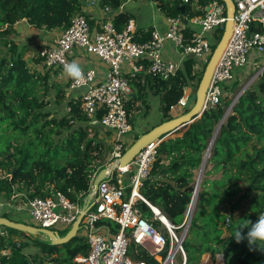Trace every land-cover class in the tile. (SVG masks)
Here are the masks:
<instances>
[{
    "label": "trees",
    "instance_id": "1",
    "mask_svg": "<svg viewBox=\"0 0 264 264\" xmlns=\"http://www.w3.org/2000/svg\"><path fill=\"white\" fill-rule=\"evenodd\" d=\"M127 1L99 0L98 3L100 8L110 7L115 13L114 24L119 32L134 19L132 14L121 11ZM154 1L167 18L181 16L184 21L204 16L210 5V0ZM90 2L0 0V195L10 204L19 200L27 204L29 200L48 198L60 192L72 202L79 201L83 205L92 182L109 165L114 141L113 145L107 144L105 137L114 136V132L101 125L105 112L100 110L93 120L89 119L82 109L81 98L69 99L66 89L62 88L56 89L54 101L58 106L65 104L66 113L59 117L51 112L48 109L52 88L50 72L42 74L34 70L31 63L40 64L41 60L36 57L27 60V46L10 38L16 33V25L24 22L37 31L65 30L77 14L85 16L93 28L96 19L85 10ZM252 29L263 30L257 24ZM151 32L152 27L135 33L136 42L149 41ZM193 32L189 26L183 29L188 40ZM223 33L224 29L213 32V49ZM192 59L189 57L184 69L167 81L149 73L139 74L129 81L133 93L125 105L133 126L129 135L133 142L141 134L135 127V115L142 110L147 116L151 110L149 92L160 99L162 120L158 125L178 117L173 116V108L186 88L197 90L207 64L193 70ZM241 87L240 80L225 86L217 107L205 110L201 118L179 136L157 146L152 170L140 189L141 195L175 227V232L181 233L180 226L196 190L198 172L217 134L182 242L186 264H200L206 254H210L214 262L218 255L223 256L224 264H264V251H249L246 240L237 244L231 236L246 220L255 223L264 213V70L255 84L234 102ZM185 112L184 109L183 114ZM130 145H124L125 151ZM241 196L249 200L241 215L233 216L221 209ZM137 207L165 236L167 244L162 252L165 258L170 249L166 227L155 219L144 202H138ZM0 217L24 223L9 212L0 213ZM98 226L108 227L115 234L119 231V226L110 220H101ZM70 230L59 234L64 237ZM247 231L244 229L245 233ZM33 248L35 252H31ZM4 251L8 254H3ZM88 253L89 244L81 234L68 243L52 245L43 234L34 236L0 227V264H77L75 258ZM128 253L133 260L160 264L135 244L129 246ZM181 262L179 258L178 263Z\"/></svg>",
    "mask_w": 264,
    "mask_h": 264
},
{
    "label": "built area",
    "instance_id": "2",
    "mask_svg": "<svg viewBox=\"0 0 264 264\" xmlns=\"http://www.w3.org/2000/svg\"><path fill=\"white\" fill-rule=\"evenodd\" d=\"M184 2L187 3L188 0ZM89 5H95V1ZM207 8L209 11L204 16L186 20V27L189 26L194 31L191 39L188 40L183 33L185 21L178 16L167 18V29L152 30L150 40L143 43L136 42L134 24L131 21L125 30L117 31L110 7L101 8L105 19L97 28H91L86 17L77 14L67 29L62 30L53 40L43 43L34 56L41 60V67L60 73L66 79L67 92L74 93L72 99L81 98L82 109L89 119L93 120L103 110L105 114L101 125L115 135L106 177L97 187L94 186L96 178L94 179L83 205L79 201L72 202L60 192L48 198L29 200L26 205L29 219L37 227L53 231H56L54 228H61V231L71 228L83 216L78 234L86 238L89 253L87 256L78 255L74 260L77 264H146L129 256L131 244L141 247L160 264H179L178 258H181V264H186L182 242L187 235L195 205L193 199L186 219L180 226L182 231L177 234L175 227L160 210L140 193L152 170L159 143L156 146H153L154 143L148 145L128 166L121 168L118 164L125 152L124 145L128 143V136L133 131L125 105L133 93L129 81L142 73L167 81L184 69L189 57L207 63L213 54L215 41L211 42L208 34L224 29L228 20L223 0H210ZM254 24L262 26L263 30H253ZM76 53L101 61L107 67L105 77L99 80L95 69L83 67L86 84H76L67 77L63 66L66 62L74 61ZM263 56L264 0H236L232 37L214 71L206 95L205 110L217 107L224 87L239 81L246 68L255 66L256 61ZM263 70L264 67L259 75ZM241 93L242 91L234 102ZM192 94V90L186 88L175 108L185 109ZM89 195L90 202L85 210ZM138 202H144L153 211L155 219L168 231L170 249L165 258L162 257V252L167 240L137 207ZM101 220L116 223L119 231L115 234L108 227L98 226ZM3 254L8 252L4 251Z\"/></svg>",
    "mask_w": 264,
    "mask_h": 264
},
{
    "label": "rangeland",
    "instance_id": "3",
    "mask_svg": "<svg viewBox=\"0 0 264 264\" xmlns=\"http://www.w3.org/2000/svg\"><path fill=\"white\" fill-rule=\"evenodd\" d=\"M89 1H91V2L95 1L96 7L93 6L92 9H88L91 6L89 4H86L87 9H88L86 12L93 14L94 17H99V14H96L97 11H99L97 9L99 7V5H98L99 0H89ZM155 7L156 6H155L154 0H130V2L128 4H126L124 10L129 12V13L134 14L135 20L137 21L138 25L151 26L158 15H159L160 19L164 18V16L159 11H157V9ZM27 26L28 25L25 22L18 25L16 27V33L13 34L10 38L19 42V38L22 37L25 42H28L25 46H27V48H29V46H32V44H30L32 39L41 38L44 40L45 38L48 37L47 35H44V33L41 34V33L37 32L36 29H32V28H29ZM208 38L211 42L214 41L212 33L208 34ZM33 46H38V43H34ZM38 48H40V47H37V49H35V51L33 50V55L30 54V56H31V57H29L30 60H32V58H33L32 56H36V54H37L36 52L38 51ZM174 59L176 61H178L177 57H174ZM205 63L206 62L204 60H201V59H192V68H193V70H200V69H202V67L204 66ZM31 66L34 70H36L42 74H44L45 72H50L49 82L52 84V88L50 89V94H49V99H50L51 103H50V106L48 109L51 112L58 115L59 117L63 116L66 113L65 104L58 106V105H56L54 100H55L57 88L66 89V91H67L66 79L60 73H57L55 71L49 70V69L44 68V67H41V65H39V64L31 63ZM263 67H264V56H263V58H260L259 60L256 61L255 66L246 68L245 73H243V76L240 79V81L242 82V87L240 88V91H242L243 89H248L250 86L255 84V82L257 81V77L259 75V72L262 70ZM189 89L192 90L193 93L196 92L195 88H193V87H190ZM73 96H74V93H72L70 91L67 92V97L69 99H72ZM148 100H149V103L151 104L150 113L147 116H145V112L141 110L139 113H137L135 115V127H136V130L138 132H140L141 134L152 129V127L158 125L162 120L160 99L158 97H154L149 92L148 93ZM172 112H173L172 113L173 116L176 117V116L182 115L184 112V109L173 108ZM178 131H180V130H178ZM176 133H178V132H176ZM129 138L130 137L128 136V139ZM105 140H106L107 144L113 145V141L115 140V135L114 136L108 135L105 137ZM130 144H131V142H130ZM198 176H199V172H198ZM248 203H249V200L246 197L241 196L238 199H236V203H234V204L229 203V205L227 207H225L226 213H230L233 216L234 215L239 216L247 208ZM26 205L27 204H23L21 200H19L18 203H15V204L11 203L10 204L9 202H7L5 200V198L2 195H0V208H2L0 213L9 212L10 215L12 217H14L16 220L24 217ZM26 218L27 219H23V220H26L27 223H29L31 225L38 226L36 223L31 221L28 218V216H26ZM60 229L61 228H54V230L59 231V233L65 231V230L61 231ZM41 238H44V237H41ZM35 251H36V249H34V248L31 249V252H35ZM178 259H177V261H178Z\"/></svg>",
    "mask_w": 264,
    "mask_h": 264
},
{
    "label": "water",
    "instance_id": "4",
    "mask_svg": "<svg viewBox=\"0 0 264 264\" xmlns=\"http://www.w3.org/2000/svg\"><path fill=\"white\" fill-rule=\"evenodd\" d=\"M226 4V13H227V22L225 24L224 33L220 40V42L215 47L212 56L210 57L209 61L206 64L203 77L199 83V86L195 93L191 95L189 98L185 113L171 119L169 121L163 122L160 125L155 126L153 129L149 130L148 132L142 133L139 135V138L136 139L132 144L129 146V148L124 152L123 156L119 160V167L123 168L128 166L135 157L148 145H151L157 141H159V144L163 142L166 139L174 138L179 136L189 125L196 122L201 118L205 111V101H206V95L208 92V89L210 87V83L214 74V71L216 69V66L221 59L233 33V18L235 14V1L236 0H223ZM206 11H209L207 8ZM187 21L184 23V28H186ZM192 58V57H191ZM246 89L242 90V93ZM241 93V94H242ZM241 96V95H240ZM239 96V97H240ZM234 103L232 104V106ZM232 106L229 108L228 112L231 110ZM228 112L224 116V119L226 118ZM179 129H182L181 132H178ZM178 132V133H176ZM217 134H215L213 140L215 139ZM213 140L211 142V145L213 143ZM158 144V145H159ZM211 146L209 147V150L207 151V154L204 159V164L202 165L199 176L196 183V191L195 195L193 197L194 204L196 202V195L197 191L200 187L201 178L203 175L204 166L209 158V152H210ZM106 168L103 169L98 176L96 177L94 181V186L97 187L98 184L104 180L106 177ZM91 196L88 197V202L84 209L86 210L89 202H90ZM83 216H80V218L72 225L71 230L64 236L61 237L59 232L37 227L34 225L26 224V223H18L15 221H11L7 218L0 217V227L4 226L7 228H11L20 232H24L28 235H38L43 234L48 239L52 241V245H62L65 243H68L70 240L75 238L78 234V231L80 229V223L82 221ZM223 259V256H221Z\"/></svg>",
    "mask_w": 264,
    "mask_h": 264
},
{
    "label": "crops",
    "instance_id": "5",
    "mask_svg": "<svg viewBox=\"0 0 264 264\" xmlns=\"http://www.w3.org/2000/svg\"><path fill=\"white\" fill-rule=\"evenodd\" d=\"M129 2H130V0H128V1L125 3V5L121 8V11H125L124 8H125L126 4H128ZM93 6L96 7L95 5H91V7H89L88 9H92ZM155 6H156V5H155ZM155 8H156V7H155ZM88 9L86 8L85 10L87 11ZM97 9H98L99 11H97L96 14H99V17H94L93 14H91V15L93 16V18L96 19V24H95V26H94L93 28H97V26H99V23H102V22L104 21V19H105V14L102 12L101 8L98 7ZM156 9H157V8H156ZM157 11H159V10L157 9ZM125 12H127V11H125ZM159 12H160V11H159ZM128 13H129V12H128ZM160 13H161V12H160ZM130 14H132V13H130ZM161 14H162V13H161ZM114 15H115V13H114L112 16H114ZM132 15L134 16V14H132ZM162 15H163V14H162ZM160 16H161V15H160ZM163 16H164V18H161V19H160L159 15H158L157 18L155 19V21L152 23L151 26L138 25V24H137V21L135 20V16H134V19H133L131 22H133V24H134L135 33H138L139 31L146 30V29H148V28H150V27H152V30H154V29H158V30H160V31H165V30L167 29V17H166L165 15H163ZM19 25H20V24H19ZM27 25H28V24H27ZM17 26H18V25H16V27H17ZM16 27H15V28H16ZM27 27L31 28L29 25H28ZM32 29H33V28H32ZM37 32H39V33H41V34L44 33V35H47L48 37L45 38L44 40L41 39V38H39V39H32V41H31V43H30V44H32V46H29L28 51H27V53H26V55H25V58H26L27 60H30L29 57H31L30 54L33 55V50L35 51V49H37V47L42 46L43 43H45V42H47V41H51V40H53V39L55 38V36L58 35V34L61 32V30H54V31H51V32H48V31H37ZM19 43H20L22 46H24V45H26L28 42H25L24 39L21 37V38H19ZM34 43H38V46H33ZM38 49H39V48H38ZM36 53H37V52H36ZM75 56H76V58H74V61H75L76 63H78L81 67H83V68H85V69H95V70L97 71V76H98L99 80H101V79H103V78L105 77V75H106V73H107V67H106L101 61H99V60H97V59H94V58H91V57H82V56L79 55L78 53H76ZM32 57H34V56H32ZM77 93H78V92H76L75 95H77ZM172 113H173V112H172ZM132 141H133V140H132L131 138L128 139V143H129V144H130V142H131V144H132ZM229 203H230V204H234V203H236V201H234V202H229ZM229 203L223 205V206L221 207V209H222L223 211L226 212L225 207H227V206L229 205ZM26 211H27V209L25 208L24 217H22L21 219H17V220H21V221H24V223H27L26 220H23V219H27L26 216H28V214H27ZM28 218H29V216H28ZM220 259H222V258H221V255H218V256L216 257V261L214 262V261L212 260V256H211L210 254H206V255H204V256L202 257V261H201L200 264H202V262L205 261V260H208V263H209V264H216V263L219 264V261H218V260H220ZM221 261H222L221 264H224V259H222Z\"/></svg>",
    "mask_w": 264,
    "mask_h": 264
},
{
    "label": "clouds",
    "instance_id": "6",
    "mask_svg": "<svg viewBox=\"0 0 264 264\" xmlns=\"http://www.w3.org/2000/svg\"><path fill=\"white\" fill-rule=\"evenodd\" d=\"M63 68L67 77L76 84L83 85L87 83L83 69L75 61L66 62ZM244 229H248V231L245 233ZM231 236L235 238L237 244L246 240L249 251H264V213L259 215L255 223L246 220L236 228Z\"/></svg>",
    "mask_w": 264,
    "mask_h": 264
},
{
    "label": "bare ground",
    "instance_id": "7",
    "mask_svg": "<svg viewBox=\"0 0 264 264\" xmlns=\"http://www.w3.org/2000/svg\"><path fill=\"white\" fill-rule=\"evenodd\" d=\"M179 130H180V129H179ZM158 143H159V141L155 142L153 146H156ZM221 260H222V259L218 260V261H219V264L222 263ZM202 264H209V263H208V260L203 261ZM216 264H217V263H216Z\"/></svg>",
    "mask_w": 264,
    "mask_h": 264
}]
</instances>
